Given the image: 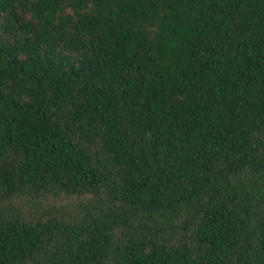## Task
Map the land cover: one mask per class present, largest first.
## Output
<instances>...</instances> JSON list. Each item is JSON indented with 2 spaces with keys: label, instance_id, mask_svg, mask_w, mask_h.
<instances>
[{
  "label": "trees",
  "instance_id": "1",
  "mask_svg": "<svg viewBox=\"0 0 264 264\" xmlns=\"http://www.w3.org/2000/svg\"><path fill=\"white\" fill-rule=\"evenodd\" d=\"M0 264H264V0H0Z\"/></svg>",
  "mask_w": 264,
  "mask_h": 264
}]
</instances>
